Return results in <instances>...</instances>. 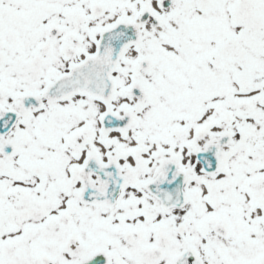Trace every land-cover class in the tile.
<instances>
[{
    "label": "snow or ice",
    "instance_id": "1",
    "mask_svg": "<svg viewBox=\"0 0 264 264\" xmlns=\"http://www.w3.org/2000/svg\"><path fill=\"white\" fill-rule=\"evenodd\" d=\"M0 264H264V0H0Z\"/></svg>",
    "mask_w": 264,
    "mask_h": 264
}]
</instances>
